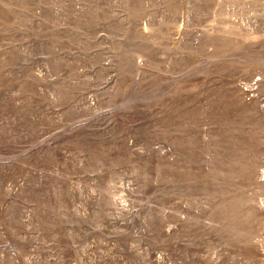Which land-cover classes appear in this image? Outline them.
<instances>
[{"label":"rangeland","instance_id":"1","mask_svg":"<svg viewBox=\"0 0 264 264\" xmlns=\"http://www.w3.org/2000/svg\"><path fill=\"white\" fill-rule=\"evenodd\" d=\"M264 0H0V264H264Z\"/></svg>","mask_w":264,"mask_h":264},{"label":"bare ground","instance_id":"2","mask_svg":"<svg viewBox=\"0 0 264 264\" xmlns=\"http://www.w3.org/2000/svg\"><path fill=\"white\" fill-rule=\"evenodd\" d=\"M262 170H263L262 172H264V168Z\"/></svg>","mask_w":264,"mask_h":264}]
</instances>
